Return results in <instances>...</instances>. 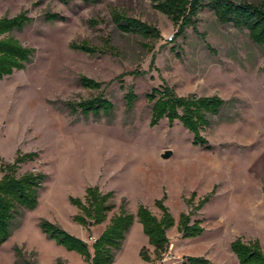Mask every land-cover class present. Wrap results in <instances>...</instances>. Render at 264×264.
<instances>
[{
    "label": "rangeland",
    "instance_id": "obj_1",
    "mask_svg": "<svg viewBox=\"0 0 264 264\" xmlns=\"http://www.w3.org/2000/svg\"><path fill=\"white\" fill-rule=\"evenodd\" d=\"M66 1L0 0V18L27 11L33 19L11 36L35 49L24 69L0 79V166L13 162L18 150L35 152L18 174L47 176L38 206L22 207L0 244V264H88L51 239L42 220L91 247L123 204L128 213L145 205L160 217L155 202L164 196L177 221L181 213L193 212L204 233L183 238L173 227L167 253L148 262L141 250L147 247L154 255V249L136 219L115 251L114 264H181L188 255L239 264L230 248L234 239H258L264 247V50L249 31L222 24L205 9L195 28L179 36V27L150 0ZM47 12L64 19L47 21ZM116 12L157 29L160 37L121 31ZM83 42L106 52L90 55L72 48ZM82 76L103 85L84 87ZM164 82L181 96L219 95L226 101L202 131L208 146L195 144L179 121L171 125L163 118L151 125L147 95ZM131 86L138 98L128 110L125 96ZM96 97L111 101L113 111L84 114L76 104ZM167 150L173 154L164 159ZM90 186L114 192L116 208L105 223L85 226L74 220L82 211L70 198L85 200Z\"/></svg>",
    "mask_w": 264,
    "mask_h": 264
},
{
    "label": "trees",
    "instance_id": "obj_2",
    "mask_svg": "<svg viewBox=\"0 0 264 264\" xmlns=\"http://www.w3.org/2000/svg\"><path fill=\"white\" fill-rule=\"evenodd\" d=\"M67 3L66 0H63ZM89 1V0H86ZM96 2L97 0H91ZM155 9L167 15L178 27V35H182L186 28L197 24L198 15L205 9H210L222 24H232L237 28L247 29L251 40L264 50V1L252 2L249 0H150ZM47 21L63 20L59 13L47 12ZM33 19L27 11L13 17L0 18V79L13 74L17 70L24 69L31 61L35 52L34 48L24 45L19 39L11 36L16 30H21ZM114 21L118 28L125 33L140 34L144 37L159 38L160 32L146 23L127 16L122 12L114 14ZM72 48L90 55L105 53L87 42L82 44L72 43ZM135 74H140L135 72ZM80 82L84 87L100 89L103 85L95 79L82 76ZM128 110L134 107L138 95L133 86L125 96ZM151 103V125L156 126L163 118H167L173 125L179 121L187 128L194 138L195 144L208 146V140L203 136L204 127L211 124V117L219 115L226 101L219 95L188 96L178 95L173 87L167 83L153 87L147 95ZM77 111L76 104L84 114L101 111L110 113L114 105L104 97H96L82 102H67ZM35 152L23 153L20 150L13 162H2L0 169V244H3L10 235L11 227L15 224L22 207L35 209L39 203L40 190L43 188L47 176L40 172H26L18 174L23 163L33 161ZM114 192H103L98 186H90L86 189L85 200L71 197L70 201L77 206L82 214L74 217L78 223L90 226L103 224L108 220L109 213L116 208L113 202ZM164 196L156 200V206L162 214L158 217L150 208L140 205L136 214L128 213L124 204L120 212L114 214L103 232L96 238L90 247L87 241L70 234L62 227L48 220H42L41 227L48 236L57 244L64 246L69 251L78 253L88 264H114L115 251L121 249L126 235L136 219L143 226L144 233L153 247V253L147 247L142 248L141 257L148 262L161 260L167 253L171 240L168 231L177 226L183 238L197 237L204 233L202 220H192V213H181L178 221L165 204ZM208 197L199 202L195 209L204 206ZM194 198L187 202L193 205ZM231 251L236 256L239 264H264V247L260 240L245 241L237 237L230 244ZM19 256H22L18 248ZM28 264H33L29 262ZM57 264H66L58 260ZM181 264H214L204 256H185Z\"/></svg>",
    "mask_w": 264,
    "mask_h": 264
},
{
    "label": "water",
    "instance_id": "obj_3",
    "mask_svg": "<svg viewBox=\"0 0 264 264\" xmlns=\"http://www.w3.org/2000/svg\"><path fill=\"white\" fill-rule=\"evenodd\" d=\"M172 154H173L172 151L167 150L165 153L162 154V158L168 159L172 156ZM91 225H92V223H91Z\"/></svg>",
    "mask_w": 264,
    "mask_h": 264
},
{
    "label": "built area",
    "instance_id": "obj_4",
    "mask_svg": "<svg viewBox=\"0 0 264 264\" xmlns=\"http://www.w3.org/2000/svg\"><path fill=\"white\" fill-rule=\"evenodd\" d=\"M173 39V36L170 38V40H172Z\"/></svg>",
    "mask_w": 264,
    "mask_h": 264
}]
</instances>
